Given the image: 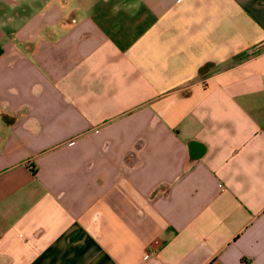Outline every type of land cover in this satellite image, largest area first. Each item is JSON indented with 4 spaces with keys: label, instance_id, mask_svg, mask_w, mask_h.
I'll return each mask as SVG.
<instances>
[{
    "label": "crops",
    "instance_id": "obj_1",
    "mask_svg": "<svg viewBox=\"0 0 264 264\" xmlns=\"http://www.w3.org/2000/svg\"><path fill=\"white\" fill-rule=\"evenodd\" d=\"M0 264H264V0H0Z\"/></svg>",
    "mask_w": 264,
    "mask_h": 264
},
{
    "label": "trees",
    "instance_id": "obj_2",
    "mask_svg": "<svg viewBox=\"0 0 264 264\" xmlns=\"http://www.w3.org/2000/svg\"><path fill=\"white\" fill-rule=\"evenodd\" d=\"M208 64H204L202 67H201V70H204V68L207 66Z\"/></svg>",
    "mask_w": 264,
    "mask_h": 264
}]
</instances>
